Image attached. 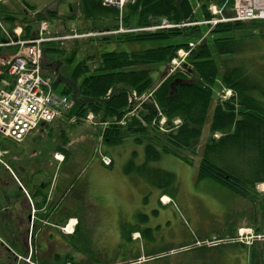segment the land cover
Wrapping results in <instances>:
<instances>
[{"label":"rangeland","instance_id":"374dc122","mask_svg":"<svg viewBox=\"0 0 264 264\" xmlns=\"http://www.w3.org/2000/svg\"><path fill=\"white\" fill-rule=\"evenodd\" d=\"M2 1L3 6L0 10V20L7 31L11 32L12 30L19 29V32L25 35V27H33L34 36H38L39 32L46 28L41 36L46 39H56L51 43H47L44 47L45 50H48V53H52V55H49V58L57 60L53 64L47 61V64L51 65L52 70L56 71V73L53 72L51 75H55L54 81L56 80L60 83L57 88L61 91L66 86L68 91L71 90L74 92V94L67 95L72 103V109L76 103L75 96L77 87L70 81L68 65L64 61L72 58L73 55H75L76 63L93 57L91 61H88V65L94 69V66L98 64L100 54L106 50V47L108 50H112L116 46L115 44H106L102 40L103 37L109 35L118 37L121 35L129 36L139 30L131 29L130 26H126L128 24L124 21L128 15V0L124 1L122 8L124 11L122 14H119L118 18H115L116 20L113 14L116 11H110L108 9L102 11V16L108 17L111 20L107 26H117V28H113L108 33L106 30L95 25L93 27V35H90L87 31V28L92 26L86 24L91 19V13L89 12L90 6L87 5L89 6L88 9L87 7H83L81 0L79 4V0ZM193 4V21L200 22L202 25L206 23L203 25L205 31L196 40L189 42L187 47L179 48L175 58L168 64L153 67V69H157L160 72L156 76L158 77L156 84L150 92L141 98L132 100L133 109L130 112L139 110L143 115L147 114L146 110L148 107L155 104L151 94L157 91L171 77L170 75L174 76L176 73H182L184 74L182 75L183 77H188L190 75L189 69L194 71V65L191 63L192 52L207 40L211 43L210 40L214 36L210 32L215 27V18L210 20L203 18L200 4L195 2ZM30 6L35 8V11L28 12ZM211 6L209 7L210 13ZM225 7H227L225 4L220 7L222 10L221 15L218 16L220 20H224L229 16L233 17L232 8L229 9V13H223ZM69 8L72 9L71 12ZM217 9L219 11L217 13H220V9L218 7ZM38 13L42 16V19L35 20V16ZM98 14H100L99 11ZM8 16H13L17 21L15 23L10 22L7 18ZM193 21L191 22L194 23ZM161 24L162 21L155 27L159 26L163 30L173 31L171 28L176 26L172 22H169V25ZM182 25H179V27ZM250 25L252 23L249 22L248 27H252L253 29H248V31H253L254 39L244 46L245 51L243 53L235 55L232 58L234 63L246 69V74H259L264 70V40L259 39L261 38L259 35L262 31L257 26ZM163 26L166 28H163ZM182 30L179 29L178 31ZM105 31L106 33H103ZM157 31L153 28L151 32ZM180 33L178 37L177 35L175 36V40L179 44H182L184 38L182 32ZM249 34L250 32L244 31L239 32L236 36L240 37V41H245L249 39ZM66 36L76 39L70 41L62 39ZM69 43H74V45L69 46ZM190 44H193L194 48L190 47ZM128 46L124 45L123 48L127 50ZM228 58L230 57H226V59ZM215 61L218 63L219 68H221L222 59H216ZM190 79L197 78L194 76ZM217 79L215 84L211 86L214 107L217 103H220L218 101L221 99L223 89H225L222 80H220V76ZM247 96L248 98L254 99L256 104H259V107L257 109L248 108L246 110H253L264 115V96L258 92H250ZM238 101L236 103L232 102L235 111H237L236 113L241 109L240 100ZM155 107L153 108L156 111L154 121H157L156 127L153 130L154 133H158L157 135L166 142V135L171 132L170 130L173 126L166 124V117L164 115V117L157 119V111L159 109L157 104ZM214 107L211 109V114L213 113ZM90 115L92 121L84 122L83 120ZM133 117L131 113L127 114L123 117V120L117 121L112 126L121 127L122 124L125 126L128 124L130 126L134 120ZM210 120L211 115L209 117ZM209 123L203 128L202 137L199 140V144L194 148V153H190L191 151L181 152L182 157L186 158L187 156L193 158V165L183 163L182 160L170 155H163L161 159L155 162L172 171L177 177L178 184H175L172 188V198L161 194L158 196L157 192L153 194L152 191H149L150 188L143 194L140 189L143 190L142 182L145 184L146 182L141 177L136 175V177H133V183H131L129 180L123 179L117 173H114L115 169L112 170V166H107L102 162L99 154L100 150L102 152L101 154L110 158L117 157L118 160H116L115 164L116 171H120L128 176L125 173V166L128 163L122 164V161L127 154L130 159L131 156H134L132 151H140L142 147L139 144H130L127 140L119 146L105 145V138L98 127L100 125L99 117L95 116L92 112H89L86 117L67 115L63 122L57 121L56 124H51L43 130L36 131L30 139H27L20 145L10 142H0V149L9 152L5 154L0 150L2 153L0 158L1 160L4 158L7 161V165L21 182L27 177L37 183H44V181H47L48 176H52V179L55 177V181L53 180L54 183H60L66 193L63 203L67 209V216L69 215L68 217H70L68 226H70L71 222L75 223L71 224L72 231H63V233L68 237L70 255L78 257L72 259L73 261L75 260L76 264H103L104 259L97 260L91 257H101V254L106 259H116L117 261H114L115 264H244V255H242L241 251L235 260L230 258L231 253L236 251L235 249H237L238 245L224 244L206 247L205 241H200V245L198 244V238L201 237L202 233L207 231L209 223H211V226L215 225L216 228L220 225L217 215H213L211 217L212 220L210 219L211 214L209 213L207 203L209 190L215 188L213 187L214 182H212L214 180H199L198 178V168L201 164V149L210 138H216L215 134H211ZM173 125L176 126V119L173 121ZM62 150L67 151V155H64ZM13 156H16V159L12 161L11 158ZM31 156L32 158L29 159ZM57 156H62V160H57ZM92 160L93 162L91 163ZM98 163L103 168L98 167ZM83 170L86 173H83ZM0 172L10 173L7 167L1 164ZM37 187H41V184ZM161 199H165L166 202H163ZM147 201L149 202L147 203ZM163 208L164 212L158 217L153 214L154 211H157L158 214L160 210L163 211ZM225 208L228 207L226 206ZM242 208L243 211L240 215L232 212V216L229 218L228 214H225L226 219L224 222L226 228H230L231 223L233 225H243L245 220L251 219V216L246 211V207L242 206ZM138 213L147 216V220L143 222L144 224L152 226V229L156 231L159 230L156 235V243L161 235L165 236L166 240H168L167 243H162V241L161 244L158 243L165 250L161 255L157 256L159 258L154 257V259L150 258L147 260L148 258L142 255V252L145 251V244L147 243L140 236L141 230L134 232L136 227L135 223L140 222V219L137 218ZM60 216L59 214V218ZM34 217L36 218V215ZM55 218H58V215L52 211V220L54 221ZM166 218H169V226L172 225L170 228L164 225L163 220ZM52 220L45 217L43 224L46 223L47 228L55 230L56 227L52 225L54 223ZM132 220L133 224L129 222ZM160 224L161 226H159ZM120 225L128 229L124 231H129V233L126 232L129 236H127L123 246L120 241L121 239H119V233L122 232ZM261 232L264 231L262 230ZM239 233V235H234V229H229L227 234L230 239H226L225 242H229V240L237 242L242 237L247 244H238L239 246H243L245 252L248 253L254 244L264 243V241H257L261 237L258 234L264 235V233L253 231L248 235L244 232V236H242L243 230H240ZM173 238L177 242H169ZM181 238L184 240H181ZM182 246L187 247L180 249ZM152 248H155V246ZM91 251L95 254H91ZM133 253H137L138 256L140 255L141 258L138 259V262L130 257V254L132 255ZM226 257L227 260L225 259ZM247 262L249 263V259ZM70 263L74 264L73 262Z\"/></svg>","mask_w":264,"mask_h":264},{"label":"trees","instance_id":"16d2710c","mask_svg":"<svg viewBox=\"0 0 264 264\" xmlns=\"http://www.w3.org/2000/svg\"><path fill=\"white\" fill-rule=\"evenodd\" d=\"M193 2L200 4L201 15L207 20L214 17L209 12L211 5L219 8L223 4L227 5L223 9V13L226 14L233 6V0H130L127 4L128 15L124 21L131 29L149 28L159 24L163 19L176 25L190 24L194 20ZM81 4L88 9L86 0H81ZM97 7H100V11L108 9L118 12L114 8L104 7L100 2ZM29 11H35V8L30 6ZM116 12L113 13L114 19L120 14ZM93 13L90 16L93 17ZM7 18L13 23L17 21L13 16ZM40 19L42 16L39 13L36 14L35 20ZM193 22L196 23V21ZM248 23L227 21L216 24L210 32L214 36L210 40L211 43L208 40L205 41L191 54L194 71L189 69L188 77H183L182 73L170 75L171 77L151 94L155 104L148 107L147 114L144 115L139 110L133 112L130 110L133 109L132 100L141 98L156 84L158 79L156 76L160 72L153 67L172 61L179 48L187 47L189 42L196 40L205 31L204 26L192 24L173 27L171 28L173 31L160 29L157 32L137 31L129 36L103 37L102 40L106 44L116 46L112 50L106 47V50L100 54L94 69L88 65V61H91L93 57L76 63L75 55H73L72 58L64 61L68 65L70 81L77 87L75 106L67 115L86 117L89 112H92L99 117L98 127L103 133L104 143L107 146H119L126 140L133 145L139 144L143 150L144 160L141 163L138 162L140 152L133 150L134 156L127 160L125 173L132 179L136 175L141 177L150 188L160 191L161 195L171 197L172 188L178 184L177 177L168 170L154 167L153 164L163 155H170L188 165H193V158L182 157L181 152L194 153V148L202 137L203 128L208 122H210L211 134L220 133L221 136L210 138L203 145L200 154L201 164L198 168L199 180L211 179L234 190L264 183V115L253 110H246L259 107L254 99L248 98L247 95L250 92H258L264 96V70L259 74H246V69L234 63L232 58L243 53L244 46L254 39L253 31H248L253 28L248 27ZM250 23L262 31L259 39L264 40V21H250ZM103 26L101 28L106 31L117 28L112 26L108 29ZM179 29L183 30L178 31ZM244 31L250 32L249 39L240 41V37L236 35ZM180 32L184 38L182 44L175 40V36L178 37ZM24 33V39L35 35L33 27H25ZM124 45H129L127 50L123 48ZM49 55L52 53H48V50L43 48L42 67L47 77L50 76L48 71H53L47 61L50 64L57 61L49 58ZM226 57L230 58L226 59ZM216 59H222L221 68L216 63ZM194 76L197 79H190ZM219 76L223 85L233 90L234 97L223 101L220 99L218 101L220 103L214 107L211 86L215 84ZM59 84V81L53 82L55 91L63 95L74 94L73 91H68L66 86L60 91L57 88ZM237 99L240 100L241 108L238 113L232 105V102L238 101ZM156 104L159 109L157 119L164 115L166 124L173 126L171 132L166 135V142L153 130L157 121H154L156 111L153 109L156 108ZM130 113L134 116L130 126L128 124L126 126L122 124L121 127L112 126ZM175 119L180 120L176 126L173 125ZM62 152L67 155V151L62 150ZM28 183L24 181L25 187L30 186ZM37 186L35 188L32 179V197L36 199L35 206L38 209L47 208L48 186L45 184V189ZM138 214L137 218L140 222L135 223L134 232L141 230L140 234L147 243L144 247L146 250L147 245L155 242V233L158 231L146 227L143 222L147 220V216ZM153 214L156 217L160 215L157 211ZM129 222L133 224V220ZM120 228L122 232L119 239L123 246L129 236L126 232L129 233V231H124L128 229L123 225H120ZM162 248L160 245L152 251L155 258L165 251ZM91 257L97 260L104 259L103 264H115L114 261H117L106 259L102 254L101 257ZM72 259L75 258L69 255V261L76 264Z\"/></svg>","mask_w":264,"mask_h":264},{"label":"built area","instance_id":"2783aa9c","mask_svg":"<svg viewBox=\"0 0 264 264\" xmlns=\"http://www.w3.org/2000/svg\"><path fill=\"white\" fill-rule=\"evenodd\" d=\"M101 1L106 6L122 9L125 0ZM212 11L218 12L216 7ZM233 11V21L264 20V0H234ZM0 31L6 36L0 48L17 47L11 56L0 58V135L23 142L42 123L53 122L71 109L72 103L66 96L54 93L50 80L42 76L41 45L51 39L39 36L16 40L5 31L1 20ZM15 34L19 36L17 30ZM88 120L92 121L91 116Z\"/></svg>","mask_w":264,"mask_h":264},{"label":"crops","instance_id":"0c3cea01","mask_svg":"<svg viewBox=\"0 0 264 264\" xmlns=\"http://www.w3.org/2000/svg\"><path fill=\"white\" fill-rule=\"evenodd\" d=\"M86 1H87V4L90 6L89 12L91 14H92V12H94L93 18H91L92 16H90V18H91L90 21L86 22V24L92 26V27L87 28V31L88 32L93 31L92 30L93 27H95V25H97V24H98L97 26H99V27L104 25L103 27H108V29H109V26H107V25L109 24V22H111V20L108 17L102 16V11H100V7H97L99 5V2L98 1H91V0H86ZM79 3H80V0H79L78 4ZM69 11L71 12L72 9L69 8ZM98 11L100 12V14H98ZM73 45H74V43H69V46H73ZM11 51H13V49L3 50L0 52V55H7L8 53L10 54ZM0 142L3 143V141H1V140H0ZM138 152H140V156L138 157V162L141 163L144 160L143 159V150H140ZM31 158H32V156L29 159H31ZM14 159H16V157L11 158L12 161ZM128 159H129V155L127 154L124 157L122 164L126 163ZM112 160H113L112 170L115 169L114 173H117L121 178L129 180L131 183H133L132 177L126 176L120 171H118V172L116 171L115 164H116V160H118L117 157H112ZM92 162H93V160L91 161V163ZM182 162L186 163L184 161H182ZM97 166L103 168L99 163ZM153 166L156 168L163 169V170H168V169L160 166L158 163H154ZM168 171H170V170H168ZM170 172H172V171H170ZM83 173H86V172L84 171ZM53 180L55 181V177H54V179H52V176H48L47 181H44V183H37L36 181H33V183H35L36 186L41 184L42 189H45V184H47L48 189L46 190V192L48 195L47 199L49 202V206H51L50 209L58 215V218H55V220L53 222L55 224L60 225L61 222L66 223L69 219V217H68L69 215L67 216V212H66L67 211L66 206H64V203H63V201L65 200L66 194H65L63 188L61 187L60 183H54ZM23 181L29 182L28 185H30V186L26 187V189L29 191V188H32V180L26 177V179ZM45 182H47V183H45ZM212 182H214L213 187H215V188L209 190V195H208L209 198H207L208 210H209V213L211 214L210 219L212 220L211 217L213 215H217L218 221L220 222V225H219V227L216 228L215 225L211 226V223H209L207 231L205 233H202L201 237L198 238V239H200L199 241H213V240L230 239V237L227 233H228V230L232 229V228L234 229V235H236V234L239 235L240 230H243V232L251 230V231H256L258 233H264V232H261L262 230L264 231V183H260V185H261L260 189H257V186H258L257 185L255 187H244L243 186V189L234 190L232 188H228V187H225L223 185H220L218 182H215V181H212ZM12 185H14V184H12ZM142 186H143V190L140 189V191L143 194H145L146 191H148V188H150V187L148 186L147 183L145 184L143 182H142ZM10 189H11V191H14L12 187ZM149 191H152L153 194H155L157 192L158 196H159V194H161V192L156 190V189L150 188ZM225 200L227 201L226 203H225ZM33 202H36V199L32 197V203ZM226 206L228 208H225ZM242 206L246 207V211L251 216L250 217L251 219L245 220V222H243V225H239V224L233 225L231 223L230 228H226L225 222H224V220L226 219L225 214H228L229 218L232 216V212H235L237 215H240V214H242V211H243ZM44 208H46V207H44ZM44 208H41L40 210H38V214L36 215V218L33 219L34 221L39 222V224H41L45 219V216L43 215L44 214ZM59 214L61 215L60 218H59ZM160 214H162V213H160ZM251 247H252V248H250L251 251L248 253V252H245V249L243 248V246L238 245L237 249H235L236 251L231 253L230 258L235 260L236 256L237 255L239 256L240 251H241L242 255H244V264H264V243H261V244L257 243ZM225 259L227 260V257ZM248 259H249V263L247 262Z\"/></svg>","mask_w":264,"mask_h":264},{"label":"flooded vegetation","instance_id":"af4514ba","mask_svg":"<svg viewBox=\"0 0 264 264\" xmlns=\"http://www.w3.org/2000/svg\"><path fill=\"white\" fill-rule=\"evenodd\" d=\"M2 183L9 186L12 182L8 176H0V264H68L69 243L63 233L64 222L60 225L52 223L55 230L47 228L43 222L32 223V188L26 193L16 188L11 191L1 187ZM50 207L43 215L52 220ZM168 224L166 220L164 225L170 228ZM161 241L167 243L168 240L161 235L157 243L147 245L142 255L147 260L154 257L152 251L160 246ZM169 242L177 241L173 238ZM130 257L136 262L141 258L137 253L130 254Z\"/></svg>","mask_w":264,"mask_h":264},{"label":"bare ground","instance_id":"6f19581e","mask_svg":"<svg viewBox=\"0 0 264 264\" xmlns=\"http://www.w3.org/2000/svg\"><path fill=\"white\" fill-rule=\"evenodd\" d=\"M164 201H165V199H164ZM33 222H34V220H33ZM75 222H76V220H75ZM71 224H75V223H72V222L70 223V226L66 229L68 232H70L69 230H71Z\"/></svg>","mask_w":264,"mask_h":264}]
</instances>
